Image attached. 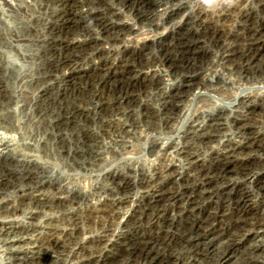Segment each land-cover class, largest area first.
I'll use <instances>...</instances> for the list:
<instances>
[{"label":"rangeland","instance_id":"obj_1","mask_svg":"<svg viewBox=\"0 0 264 264\" xmlns=\"http://www.w3.org/2000/svg\"><path fill=\"white\" fill-rule=\"evenodd\" d=\"M0 264H264V0H0Z\"/></svg>","mask_w":264,"mask_h":264},{"label":"bare ground","instance_id":"obj_2","mask_svg":"<svg viewBox=\"0 0 264 264\" xmlns=\"http://www.w3.org/2000/svg\"><path fill=\"white\" fill-rule=\"evenodd\" d=\"M105 28V27H104ZM258 48V47H257ZM252 160V159H251ZM247 166V165H246ZM227 168V167H226ZM232 169V168H231ZM230 169V170H231ZM252 171V170H251ZM251 171H249V170H246V171H242V176L244 175V176H250V178H249V180L252 178V177H255L254 175L256 174V175H258V173L257 172H255V173H251ZM225 173V172H224ZM257 178L259 177V176H256ZM254 179V178H253ZM202 183V182H201ZM194 192V191H193ZM240 192V191H239ZM240 194V193H239ZM189 195V194H188ZM252 195V194H251ZM236 199V198H235ZM241 200V199H240ZM237 201V200H236ZM250 201V200H249ZM241 202H242V200H241ZM243 203V206H244V208L246 207L245 206V203H247V201L246 202H242ZM250 203V202H249ZM261 203V202H260ZM234 204V203H233ZM228 205V204H227ZM249 205V204H248ZM242 206V207H243ZM249 207V206H248ZM250 209V208H249ZM241 210V209H240ZM256 211V210H255ZM251 215V214H250ZM223 216V215H222ZM235 217V216H234ZM242 217V216H241ZM218 219V218H217ZM257 221V220H256ZM220 230V229H219ZM218 232H221V231H218ZM208 240V239H207ZM215 246V245H214ZM236 248V247H235ZM226 257V256H225Z\"/></svg>","mask_w":264,"mask_h":264}]
</instances>
